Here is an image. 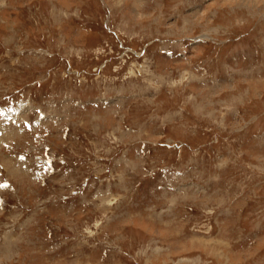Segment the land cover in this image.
Wrapping results in <instances>:
<instances>
[{
    "label": "rangeland",
    "instance_id": "374dc122",
    "mask_svg": "<svg viewBox=\"0 0 264 264\" xmlns=\"http://www.w3.org/2000/svg\"><path fill=\"white\" fill-rule=\"evenodd\" d=\"M0 264H264V0H0Z\"/></svg>",
    "mask_w": 264,
    "mask_h": 264
}]
</instances>
